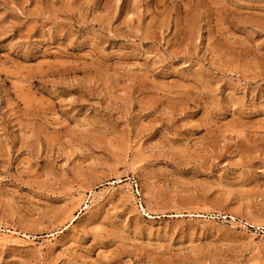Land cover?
<instances>
[{
	"label": "rangeland",
	"instance_id": "obj_1",
	"mask_svg": "<svg viewBox=\"0 0 264 264\" xmlns=\"http://www.w3.org/2000/svg\"><path fill=\"white\" fill-rule=\"evenodd\" d=\"M0 264H264V0H0Z\"/></svg>",
	"mask_w": 264,
	"mask_h": 264
},
{
	"label": "bare ground",
	"instance_id": "obj_2",
	"mask_svg": "<svg viewBox=\"0 0 264 264\" xmlns=\"http://www.w3.org/2000/svg\"><path fill=\"white\" fill-rule=\"evenodd\" d=\"M8 240V239H7Z\"/></svg>",
	"mask_w": 264,
	"mask_h": 264
}]
</instances>
